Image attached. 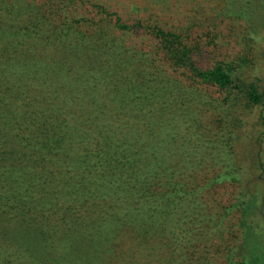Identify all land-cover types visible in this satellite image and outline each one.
Wrapping results in <instances>:
<instances>
[{"label":"trees","instance_id":"trees-1","mask_svg":"<svg viewBox=\"0 0 264 264\" xmlns=\"http://www.w3.org/2000/svg\"><path fill=\"white\" fill-rule=\"evenodd\" d=\"M109 2L0 0V209L46 232L101 225L108 243L97 253L110 256L87 264H152L153 254H188L181 263L192 264L191 248L210 234L200 224L207 217L202 194L236 176L218 171L205 182L196 175L197 157L207 151L186 150L177 134L190 133L196 108L176 97L203 89L225 99L238 88L229 62L237 45L228 31L188 24L181 34L133 20L135 0L120 13ZM164 2L154 0L167 13ZM168 89L175 94L164 103ZM245 95L260 100L251 85ZM241 201L245 236L233 246L236 259L226 254L224 264H263L264 254L253 252H264L263 242L244 224L254 198ZM223 208L221 222L231 210ZM218 245L210 243L212 253ZM45 252L48 264L85 261L51 240ZM0 264L35 263L14 252L0 254Z\"/></svg>","mask_w":264,"mask_h":264},{"label":"rangeland","instance_id":"rangeland-1","mask_svg":"<svg viewBox=\"0 0 264 264\" xmlns=\"http://www.w3.org/2000/svg\"><path fill=\"white\" fill-rule=\"evenodd\" d=\"M104 1H114L115 7L112 8L119 13L126 10L125 2H129V0ZM165 1L169 8L167 13L156 8L154 0H135L138 9L130 16L133 20L147 19L148 22H155L165 29L181 34L188 24H191L192 31L203 29L204 33L211 31V34L213 32L220 35L228 31L237 45V55L229 62L234 69L233 82L238 88L230 90L225 99L220 93L209 94L203 89H190L189 93L180 91L181 94L176 97L185 106L196 108V119L191 118L189 124L190 133L187 135L183 131L177 133L186 150L195 151L198 148L199 152L207 151L197 157L202 165L196 175L205 182L218 171L234 172L236 176L232 183L223 182L221 187L213 185L202 194L207 204L205 208L207 217H203L201 222H204L200 224L210 234L203 236L202 240L191 248L192 254L187 261L192 264L196 261L200 264H224L226 254H232L236 259L235 251L238 249H233V246L242 242L245 236V228L238 221L241 212L239 200L246 202L251 197L254 198V205L250 207L244 224L248 226L247 230L252 237L261 239L264 245V0ZM130 20L132 19H127L128 22ZM13 62L15 59L9 61ZM248 85L260 95L257 103H250L247 99L245 90ZM140 91L141 89L137 92ZM174 94V91L168 89L164 103L169 102ZM154 105L161 107L163 103ZM173 109L176 108L170 107L167 113H173ZM177 116L178 110L174 119ZM169 124L173 125L171 122ZM176 128L187 131L186 126L179 125ZM211 150L213 152H210ZM223 207L231 210L229 215H224L228 216L221 222L220 216L217 218L216 215L223 212ZM16 211L13 209L12 215L16 216ZM3 213L5 212L0 209V254L14 252L28 254L29 261L35 264H48L49 262L45 260L48 254L44 253L48 241L51 240L63 254L85 260L84 264L88 263L86 259H93L96 262L95 258L104 261L110 256L97 253L99 249L104 248L102 245L108 243L105 228L101 225L100 230H97L91 227L89 224L91 221H86L82 225L79 224L78 228L69 224L66 234L56 226L52 227V233L51 231L49 233L43 231L35 222L18 221L19 219ZM208 236H211V239H208ZM215 242L219 244L218 251L212 253L213 248L209 245ZM225 245L228 246L227 252ZM197 248L203 253L197 254ZM253 252L264 254L260 248L253 249ZM128 255L125 254V257H129ZM171 255L166 254L167 257L162 258V254H153L152 264L172 261L173 257L176 260L174 264H182L181 260L185 261L188 254Z\"/></svg>","mask_w":264,"mask_h":264}]
</instances>
